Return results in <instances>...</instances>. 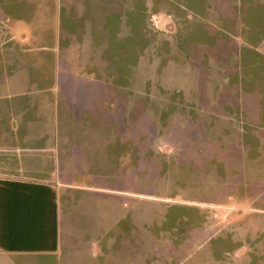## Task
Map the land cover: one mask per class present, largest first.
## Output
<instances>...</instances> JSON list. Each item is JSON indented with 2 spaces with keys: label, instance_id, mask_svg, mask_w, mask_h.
I'll return each instance as SVG.
<instances>
[{
  "label": "rangeland",
  "instance_id": "obj_1",
  "mask_svg": "<svg viewBox=\"0 0 264 264\" xmlns=\"http://www.w3.org/2000/svg\"><path fill=\"white\" fill-rule=\"evenodd\" d=\"M76 2L0 0V64L37 88L96 82V185L133 212L96 208V259L6 262L264 264V0ZM6 15H32L21 39Z\"/></svg>",
  "mask_w": 264,
  "mask_h": 264
},
{
  "label": "crops",
  "instance_id": "obj_2",
  "mask_svg": "<svg viewBox=\"0 0 264 264\" xmlns=\"http://www.w3.org/2000/svg\"><path fill=\"white\" fill-rule=\"evenodd\" d=\"M51 2L61 4L62 0ZM82 3L83 7L87 3L91 5V15L95 17L96 0H82ZM2 9L5 8L0 4V13L3 14ZM6 16L15 31L18 29L21 39L19 28L21 24L29 26L32 15L28 18ZM0 20L2 22V18ZM96 133L94 80L72 83L57 80L49 87L37 88L29 80L20 81L17 72L5 76L0 64V181L54 188L58 229L56 251H0V264L10 263L6 262L8 256L37 254L54 257V263L63 262L65 250L69 247L83 248L87 257L92 254L96 259V208L104 212L110 205L120 216L132 214V205L128 203L131 193L115 192L121 190L112 188L106 189L113 190L112 193L99 192L103 188L96 185V162L101 159L98 155L96 157ZM126 174L110 184L124 185V180L131 178ZM104 183H109V179L106 178ZM74 194L77 195L76 202L73 201ZM142 207L143 204L140 205ZM139 217L142 219L143 213ZM67 228L71 231L68 232ZM74 236L78 237L79 245L74 239L70 241ZM99 248L102 249L100 245Z\"/></svg>",
  "mask_w": 264,
  "mask_h": 264
},
{
  "label": "trees",
  "instance_id": "obj_3",
  "mask_svg": "<svg viewBox=\"0 0 264 264\" xmlns=\"http://www.w3.org/2000/svg\"><path fill=\"white\" fill-rule=\"evenodd\" d=\"M98 156L102 159V154ZM57 246L55 189L41 184L0 181V251L48 253L56 251Z\"/></svg>",
  "mask_w": 264,
  "mask_h": 264
}]
</instances>
